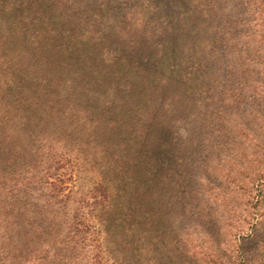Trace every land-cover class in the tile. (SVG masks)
<instances>
[{
  "label": "trees",
  "instance_id": "obj_1",
  "mask_svg": "<svg viewBox=\"0 0 264 264\" xmlns=\"http://www.w3.org/2000/svg\"><path fill=\"white\" fill-rule=\"evenodd\" d=\"M238 3L0 0V152L21 178L91 165L104 202L117 188L146 226L187 141L215 130L213 67L226 62Z\"/></svg>",
  "mask_w": 264,
  "mask_h": 264
},
{
  "label": "rangeland",
  "instance_id": "obj_2",
  "mask_svg": "<svg viewBox=\"0 0 264 264\" xmlns=\"http://www.w3.org/2000/svg\"><path fill=\"white\" fill-rule=\"evenodd\" d=\"M238 4L226 62L213 67L215 130L187 141L148 224L117 188L108 192L119 200L105 191L104 202L91 165L80 175L38 166L21 178L1 150L0 264H264V0Z\"/></svg>",
  "mask_w": 264,
  "mask_h": 264
}]
</instances>
